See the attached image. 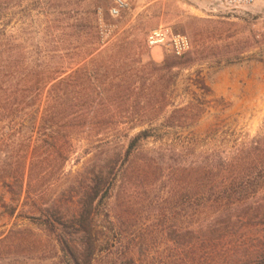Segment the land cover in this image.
<instances>
[{"label":"trees","instance_id":"trees-1","mask_svg":"<svg viewBox=\"0 0 264 264\" xmlns=\"http://www.w3.org/2000/svg\"><path fill=\"white\" fill-rule=\"evenodd\" d=\"M72 30L41 51L0 29L7 217L41 231L54 264L264 258V122L232 130L201 72L183 75L188 54L155 63L128 32L98 52V29Z\"/></svg>","mask_w":264,"mask_h":264},{"label":"rangeland","instance_id":"rangeland-1","mask_svg":"<svg viewBox=\"0 0 264 264\" xmlns=\"http://www.w3.org/2000/svg\"><path fill=\"white\" fill-rule=\"evenodd\" d=\"M126 1L128 11L112 19L111 0H0V29L7 30L11 41L41 51H52L60 41L75 44V25L98 29V52L128 32L137 37L150 60L160 63L172 55L165 48L147 49L144 40L150 31L168 27L191 43L192 67L183 75L200 71L214 97L222 99L231 129L253 137L264 122V9L228 16L212 13L211 0ZM69 170L70 163L65 166V172ZM254 202L264 207V193ZM29 212L26 206L24 215ZM260 230L264 238V227ZM46 241L28 220L9 219L0 206V264H54L55 252L45 246ZM239 262L264 264V258Z\"/></svg>","mask_w":264,"mask_h":264},{"label":"built area","instance_id":"built-area-1","mask_svg":"<svg viewBox=\"0 0 264 264\" xmlns=\"http://www.w3.org/2000/svg\"><path fill=\"white\" fill-rule=\"evenodd\" d=\"M212 13L218 15H238L251 8L264 9V0H211ZM129 5L126 0H111L108 15L112 19H118L127 12ZM99 28L101 30V12L98 10ZM145 47L149 50L165 48L175 58H181L191 51L190 40L181 34L172 32L168 27H159L150 31L144 40Z\"/></svg>","mask_w":264,"mask_h":264}]
</instances>
